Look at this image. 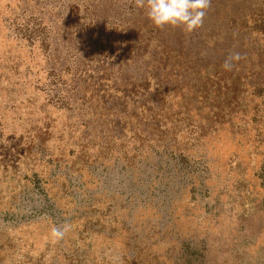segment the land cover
I'll list each match as a JSON object with an SVG mask.
<instances>
[{
  "label": "rangeland",
  "instance_id": "1",
  "mask_svg": "<svg viewBox=\"0 0 264 264\" xmlns=\"http://www.w3.org/2000/svg\"><path fill=\"white\" fill-rule=\"evenodd\" d=\"M146 10L0 0V264H264V0Z\"/></svg>",
  "mask_w": 264,
  "mask_h": 264
},
{
  "label": "clouds",
  "instance_id": "2",
  "mask_svg": "<svg viewBox=\"0 0 264 264\" xmlns=\"http://www.w3.org/2000/svg\"><path fill=\"white\" fill-rule=\"evenodd\" d=\"M147 18L157 29H181L191 34L203 26L205 16L210 7V0H146ZM138 6L144 7L145 0H138ZM240 54L235 53L225 61V70H231L233 64L240 60ZM71 225L53 226L51 238L54 242L62 240L70 230Z\"/></svg>",
  "mask_w": 264,
  "mask_h": 264
}]
</instances>
